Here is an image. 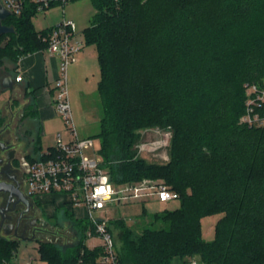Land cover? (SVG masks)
Listing matches in <instances>:
<instances>
[{"label":"trees","instance_id":"1","mask_svg":"<svg viewBox=\"0 0 264 264\" xmlns=\"http://www.w3.org/2000/svg\"><path fill=\"white\" fill-rule=\"evenodd\" d=\"M92 2L83 34L98 52L104 167L115 185L158 180L180 202L142 231L122 225L121 263L264 264V127L240 122L245 84L264 79V0ZM33 18L4 21L14 33L0 37V69L15 72L21 57L47 48L42 37L51 28L37 31ZM25 111L37 118L34 101ZM156 129L171 133L165 163L139 156L143 132ZM215 214L216 237L207 242L201 222ZM72 221L77 244L39 241L41 260L95 264L102 249L88 247L85 220ZM19 245L0 236V264L11 263Z\"/></svg>","mask_w":264,"mask_h":264},{"label":"built area","instance_id":"2","mask_svg":"<svg viewBox=\"0 0 264 264\" xmlns=\"http://www.w3.org/2000/svg\"><path fill=\"white\" fill-rule=\"evenodd\" d=\"M70 0H0V6L19 17L33 12L34 17L46 14L55 7H60L65 14V7ZM51 55L58 58V76L56 94L50 101L55 114L64 122L66 133L58 132L55 144L42 151L37 159L30 163L27 177V195L36 201L47 195L60 196L64 205L77 212L82 220L89 221L87 242L98 240L90 249L101 248L102 252L95 264H122L118 242L109 230L108 222L96 215L122 203L158 201L167 203L179 200V195L166 184L145 178L136 183L115 185L110 175L97 158L94 139L81 138L76 126L70 99V67L77 60V55L86 46L83 32L78 31L72 20H63L51 28L42 37ZM240 122L249 127H264V79L245 84V112ZM159 137L151 144L140 143L139 154L167 147L171 137L168 131L156 129ZM86 149H92L95 157L85 155ZM39 253V252H38ZM30 260L27 264H32ZM2 264H11L3 262ZM82 264V263H80ZM188 264H202L196 258Z\"/></svg>","mask_w":264,"mask_h":264},{"label":"rangeland","instance_id":"3","mask_svg":"<svg viewBox=\"0 0 264 264\" xmlns=\"http://www.w3.org/2000/svg\"><path fill=\"white\" fill-rule=\"evenodd\" d=\"M95 13L96 10L92 0H70L65 7V14L60 7H55L44 15L39 14L33 18L32 21L35 29L37 31H42L57 25L63 20L65 16L67 20H72L75 23L78 31L82 32L87 27H89ZM86 48L94 51L97 50V48L91 44H86ZM97 60L98 57L96 61L88 64L85 73H80L79 77H82V79L79 81L80 89L78 90H73L71 72H69L70 99L73 115L80 137L88 138L84 137L87 135L94 139L96 149L99 151L97 158H99L104 165V159L100 154L101 142L97 137L98 133L100 132V118L102 116V109L97 89L100 80V66ZM83 94L84 96H81ZM6 95L7 94L5 92L0 97H5ZM87 101L88 104H86ZM89 104L93 106L92 113H88ZM60 124L61 119L59 118L48 122L43 121L41 131L45 130L47 132V137H42V143L45 149H47V146H53L55 144V139L53 140L52 133H56L55 129L60 126ZM4 126L5 123L0 124V128ZM158 137L159 135L154 132V130L145 131L143 132L142 143L147 145L151 144L158 140ZM169 143L170 142H168L167 147H159L155 150H150L149 152L139 154V156L145 158L149 162L165 163L169 160ZM18 148H20V146ZM85 155L88 157H95L92 149H86ZM179 207V200L167 203L158 201L128 202L109 208L106 211L98 213L96 216L108 222L109 230L117 240L118 246L120 247L123 235L122 225H125L127 228L132 230L142 231L144 227L151 226L153 215L161 214L165 211H173ZM143 212H145L147 216L143 217ZM220 218V214H215L202 220L201 231L203 240L207 242H212L215 240V229ZM50 222L55 224L58 228L59 234L57 239H61V242L55 241V243L60 244L62 249H70L77 244L79 241V230L70 224L69 221L59 217L57 214V217L50 218ZM85 224L89 225V221L85 220ZM153 227L162 228L164 227V224L157 223ZM95 243H98V240L91 239L87 242V245L93 246ZM29 253L35 257L33 264H47L46 261L41 260L39 257L38 243L33 241L20 242L17 257L19 259H25ZM177 259L180 260L182 264H188V262L193 258L181 259L178 257Z\"/></svg>","mask_w":264,"mask_h":264},{"label":"crops","instance_id":"4","mask_svg":"<svg viewBox=\"0 0 264 264\" xmlns=\"http://www.w3.org/2000/svg\"><path fill=\"white\" fill-rule=\"evenodd\" d=\"M96 55L98 57L97 50H89L86 46L82 52L77 55L76 62L70 67L73 90L80 89L79 81L82 77H79V75L80 73H85L89 63L96 61ZM58 62V58L51 55L48 51H40L21 57L15 72H10L6 70L5 67L0 69V96L5 92L7 94L5 97H0V123L4 121L5 125L11 123L14 126L19 123L35 128L37 145L40 146L39 155L42 151L46 150L42 143V137H47V132L45 130L41 131L43 121L48 122L57 118L61 119V117L55 114L50 105V101L56 94L55 83L58 76ZM6 66L12 68L9 64H6ZM7 76L14 78L13 90H5L2 87V80ZM81 96H84V94ZM31 100L35 102L38 110L37 118L34 119L27 118L25 111L26 105L29 104ZM86 104H88V101ZM88 107V113H92L93 106L89 104ZM55 130L56 133H52L53 140L58 132L66 133L67 130L62 119L60 126ZM27 132H24L20 137L21 142L19 143V150H23L29 145L30 135ZM84 137L89 136L86 135ZM50 147L51 146H47V149ZM60 201V196L47 195L37 202L40 203L45 215L47 214L46 217L55 218L58 214L59 217L66 219L70 224H73L72 220H82L77 215L82 214L83 210H77V212L72 211L67 205H64ZM30 260H35L34 255L30 253L25 259H19L16 255L11 261V264H27ZM174 264L182 263L180 260L176 259Z\"/></svg>","mask_w":264,"mask_h":264},{"label":"flooded vegetation","instance_id":"5","mask_svg":"<svg viewBox=\"0 0 264 264\" xmlns=\"http://www.w3.org/2000/svg\"><path fill=\"white\" fill-rule=\"evenodd\" d=\"M24 132L30 135L29 145L19 150L20 137ZM0 143L9 147L4 155H0V182L10 190L0 193V236L19 242H61L57 239L59 231L56 225L50 222L49 216L46 217L40 203L27 195L30 163L39 156L35 128L8 123L0 128Z\"/></svg>","mask_w":264,"mask_h":264},{"label":"water","instance_id":"6","mask_svg":"<svg viewBox=\"0 0 264 264\" xmlns=\"http://www.w3.org/2000/svg\"><path fill=\"white\" fill-rule=\"evenodd\" d=\"M10 16V13L3 9L0 6V37L3 35H8L14 33V28L4 25V21L7 20V18ZM2 87L5 90H13L14 88V78L11 76H7L3 78L2 80ZM1 150H0V155H4V153L9 149L8 146H6L4 143H0ZM15 150H13V153ZM3 183L0 182V193H8L10 190L7 187L2 186ZM52 242H55L54 240ZM57 242H60L57 241Z\"/></svg>","mask_w":264,"mask_h":264}]
</instances>
